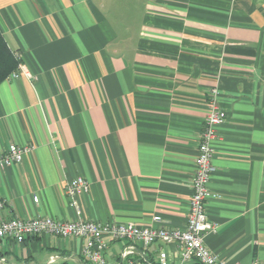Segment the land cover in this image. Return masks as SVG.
Instances as JSON below:
<instances>
[{
	"label": "crops",
	"instance_id": "crops-1",
	"mask_svg": "<svg viewBox=\"0 0 264 264\" xmlns=\"http://www.w3.org/2000/svg\"><path fill=\"white\" fill-rule=\"evenodd\" d=\"M0 32L23 68L0 82V154L34 147L0 171L2 219L73 220L65 186L81 177L84 219L185 228L216 89L226 121L205 245L226 264H264V0H0ZM85 244L4 239L0 264H88ZM130 244L111 241L106 264H125ZM160 250L177 262L174 244L128 258L158 264Z\"/></svg>",
	"mask_w": 264,
	"mask_h": 264
},
{
	"label": "built area",
	"instance_id": "built-area-1",
	"mask_svg": "<svg viewBox=\"0 0 264 264\" xmlns=\"http://www.w3.org/2000/svg\"><path fill=\"white\" fill-rule=\"evenodd\" d=\"M21 70L23 68L19 65L17 71L10 75V79L17 78ZM217 96L218 91L213 89L207 103L208 112L195 157V170L191 180L192 195L185 228H164L159 225L161 223L159 216L152 217V223L157 224L154 227H138L133 223H100L84 219L78 198L88 193L89 185L85 179L77 177L67 182L65 186L68 206L73 209L75 215L73 220L58 221L49 217L5 220L0 217V240L11 239L21 244L28 239L41 236L62 239L84 238L86 244L82 249V255L88 264H106L105 251L108 244L118 240H127L131 243L120 253V259L125 264H143L141 260L128 258L129 253L138 245L144 255L148 247L155 243L174 244L177 247L179 257L174 264H226L205 245L206 235L217 230L216 225L207 218L205 210L207 199L217 197L208 187L211 175L215 171L212 164V145L217 138V127L226 121V114L219 107ZM33 150L32 145L20 146L10 143L6 152L0 154V171L21 164L24 156ZM33 200L37 202V197ZM3 206L4 201L0 200V210ZM157 263L170 264L166 251H159ZM252 264L258 263L254 261Z\"/></svg>",
	"mask_w": 264,
	"mask_h": 264
},
{
	"label": "trees",
	"instance_id": "trees-1",
	"mask_svg": "<svg viewBox=\"0 0 264 264\" xmlns=\"http://www.w3.org/2000/svg\"><path fill=\"white\" fill-rule=\"evenodd\" d=\"M20 64L19 56L10 50L0 32V82L16 71Z\"/></svg>",
	"mask_w": 264,
	"mask_h": 264
},
{
	"label": "rangeland",
	"instance_id": "rangeland-1",
	"mask_svg": "<svg viewBox=\"0 0 264 264\" xmlns=\"http://www.w3.org/2000/svg\"><path fill=\"white\" fill-rule=\"evenodd\" d=\"M16 71H17V70H16ZM14 72H15V71H13L12 73H14ZM12 73H11V74H12ZM11 74H10V75H11ZM10 75L8 76V78H10Z\"/></svg>",
	"mask_w": 264,
	"mask_h": 264
}]
</instances>
